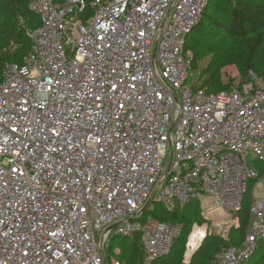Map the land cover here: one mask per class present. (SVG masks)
Segmentation results:
<instances>
[{
    "label": "built area",
    "instance_id": "obj_1",
    "mask_svg": "<svg viewBox=\"0 0 264 264\" xmlns=\"http://www.w3.org/2000/svg\"><path fill=\"white\" fill-rule=\"evenodd\" d=\"M27 2L31 47L0 67V264H120L111 238L135 236L153 264L179 229L150 202L236 212L252 179L245 240L217 255L249 259L264 240V84L188 82L185 40L209 0Z\"/></svg>",
    "mask_w": 264,
    "mask_h": 264
},
{
    "label": "trees",
    "instance_id": "obj_2",
    "mask_svg": "<svg viewBox=\"0 0 264 264\" xmlns=\"http://www.w3.org/2000/svg\"><path fill=\"white\" fill-rule=\"evenodd\" d=\"M212 1L209 0L207 6ZM221 8L222 11L219 13H208V7H206L198 23L185 40V48L190 49L193 54L188 82L192 87L201 88L207 93L239 90L242 84L248 80L249 71H253L261 82L264 80V75L261 74L258 67V62L264 65V0H224V5H221ZM0 20L1 23L7 20L10 23V26L5 28L4 33L2 32V36L0 35V67L5 62L21 63L31 47V40L26 35V31L39 27V16L28 8L27 0H0ZM205 28L217 37L221 36V32H223V36L230 40L234 49L229 51L226 57L222 59L221 66L234 65L239 67L245 75L243 81L234 84L232 79H229L226 83H222L218 76L210 72V69H206L207 75L201 80L200 76L196 75L200 73L197 70V57L200 52L196 45L192 44V36L198 33L202 35ZM200 43H205V40H201ZM11 48L13 49L11 50ZM253 185L254 180H249L242 207L236 211L238 218L236 240L241 243L240 246L245 240L250 223L249 208L253 199ZM206 200L208 199L205 196H198L190 200L185 206L175 207L172 210H167L162 204L153 202L151 208L145 209V214L171 225V222L184 224L187 222V218L182 211L188 205L194 203L191 208L194 212L196 207L201 208ZM186 233H189V231ZM209 238V235L206 234L189 264H218L217 255L223 249L239 247V245L226 246L221 241H214L212 251L209 252L206 249ZM176 243H178L177 236L170 253L156 259L153 264H179L177 259L174 261L169 257ZM258 253L261 256H258ZM143 257L144 253L138 236L133 239L123 238L119 253L116 255V259L120 264H138L139 261L142 264ZM242 264H264V240L258 242L253 254Z\"/></svg>",
    "mask_w": 264,
    "mask_h": 264
},
{
    "label": "rangeland",
    "instance_id": "obj_3",
    "mask_svg": "<svg viewBox=\"0 0 264 264\" xmlns=\"http://www.w3.org/2000/svg\"><path fill=\"white\" fill-rule=\"evenodd\" d=\"M221 5H224V0H213L208 7V13H219L222 11ZM2 20V19H1ZM0 20V35L4 33L5 28L10 26L9 21ZM224 33L221 32V36H215L214 33L204 29L203 34H195L192 36V44L199 49L200 54L197 57V70L200 73L196 74L200 76V80L203 79L206 74V69H210V72L219 77L222 83H226L229 79H232L234 84H238L244 80L245 75L241 72L239 67L234 65L221 66V61L226 57V54L234 49L230 40L225 38ZM205 40V43L201 44L200 41ZM13 48H11L12 50ZM258 67L262 75H264V65L258 62ZM264 82V80H263ZM259 85L263 83L259 81ZM249 166L253 165V159L251 155L247 158ZM257 190V194H259ZM194 203L188 205L184 211L187 222L180 224L179 222H171L172 225L178 227L179 233L177 234L178 243L169 256L170 259L176 261L179 264L187 262V255L199 244L203 233L207 236L209 235V240L207 242V251H212V246L214 241H221L226 244V246H240L236 240L238 227V218L236 212H225L222 209L214 206L211 201H206L201 208L196 207L195 211L192 212V207ZM152 207V202L147 206V208ZM189 231V233H186ZM198 237V241L195 247L190 248V243L193 241L192 238ZM123 238L116 237L111 238L110 247L113 252L121 247ZM112 252V253H113ZM111 250L108 251V254ZM111 253V254H112ZM119 253V252H118ZM258 256L259 255L258 253ZM109 263V261H108ZM140 264V261L138 262Z\"/></svg>",
    "mask_w": 264,
    "mask_h": 264
},
{
    "label": "water",
    "instance_id": "obj_4",
    "mask_svg": "<svg viewBox=\"0 0 264 264\" xmlns=\"http://www.w3.org/2000/svg\"><path fill=\"white\" fill-rule=\"evenodd\" d=\"M204 238H205V234H204V236L202 237V239H201L200 243L198 244V246L194 249V251H193V252L191 253V255L189 256L187 262H183V263H181V264H189V263H190V260H191L192 256L196 253L197 249L201 246V244H202Z\"/></svg>",
    "mask_w": 264,
    "mask_h": 264
},
{
    "label": "bare ground",
    "instance_id": "obj_5",
    "mask_svg": "<svg viewBox=\"0 0 264 264\" xmlns=\"http://www.w3.org/2000/svg\"><path fill=\"white\" fill-rule=\"evenodd\" d=\"M204 236V233H203V235H202V237ZM202 239V238H201ZM192 242L190 243V248L192 249L193 247H195V244H196V242L198 241V237H196V238H194V236H193V238H192ZM201 241V240H200ZM200 243V242H199ZM198 246V245H197ZM196 248V247H195ZM194 248V249H195ZM194 249L191 251V252H189V256L191 255V253L194 251ZM189 256L187 255V257L189 258ZM188 260V259H187Z\"/></svg>",
    "mask_w": 264,
    "mask_h": 264
},
{
    "label": "crops",
    "instance_id": "obj_6",
    "mask_svg": "<svg viewBox=\"0 0 264 264\" xmlns=\"http://www.w3.org/2000/svg\"><path fill=\"white\" fill-rule=\"evenodd\" d=\"M264 84V82H262Z\"/></svg>",
    "mask_w": 264,
    "mask_h": 264
}]
</instances>
